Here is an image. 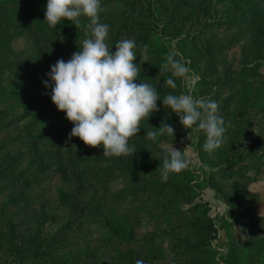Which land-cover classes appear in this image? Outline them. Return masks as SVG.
<instances>
[{"label": "rangeland", "instance_id": "obj_1", "mask_svg": "<svg viewBox=\"0 0 264 264\" xmlns=\"http://www.w3.org/2000/svg\"><path fill=\"white\" fill-rule=\"evenodd\" d=\"M44 1L47 4V0ZM125 1L101 0V7L121 10L125 8ZM135 1L140 2L142 10L132 13L128 21L134 20L155 34L154 41L164 48L162 56L165 59L152 69L150 62L141 63V50H138L134 63L140 70L134 82L149 84V80L155 79L160 95L173 91L177 96L185 94L217 102L219 114L225 121L226 142L209 154L203 148L205 134L195 126L184 128L176 113L163 105L169 114L158 122L157 129L162 122H167L175 130L174 137L165 135L153 142L145 138L146 134H137L129 140V146H134L136 151L142 149L155 160L162 161L171 146L185 153L189 161L187 169L193 175L191 184L197 193L194 201L205 202L209 207L208 215L213 222L209 244L215 251V262L226 264L225 257L234 248L233 254L240 255L238 264H264L257 250L258 244L264 242V60L257 57L264 54V42L256 33L247 31L245 25L228 27L224 22L213 21L211 18L227 15L224 4L217 0L183 5L174 14L176 20L168 22L166 27L158 21L161 8H157L160 5L155 0ZM171 1L163 4L167 7V16L171 13ZM46 4L44 11L36 12L28 21L26 0H0V173L3 174H0V246L8 222L15 225L17 233L28 235L39 230L41 239L46 240L54 234L61 237L62 225L73 215L60 204L57 193L72 189L78 192L79 198L99 202L103 211L126 216L134 226L133 239L114 238L97 244L88 252L87 264H121V257L133 264L138 260L143 264H162L161 259L174 260L171 240L167 236L156 237L151 242L143 239L157 229H168L165 221L155 219L158 209L149 206L150 199L137 190L141 181L138 173L144 164L138 170L116 169L104 184L97 182L92 172L81 181L74 177L64 179L55 170V164L40 171L57 149L48 146L47 138L42 135L46 124L56 126L54 112L57 109L53 102H47V88L43 82L49 79L47 74L51 70L49 52L41 30L36 27L37 20L45 19ZM130 12L126 10V14ZM103 20L100 15V22ZM86 25L81 27L83 35H86ZM181 39L206 54L212 68L198 57L191 60L182 51ZM81 41H62L63 52L59 59L68 61L79 50ZM188 48L184 47V50ZM173 52L177 53L174 58L189 68L187 78L173 77L171 70L162 69L166 56ZM9 64L16 66L6 70ZM31 67L33 73L29 71ZM251 67L257 72L247 82L258 97L263 98L261 106L247 103L246 89L250 87L246 84L228 86L215 82L239 70L250 71L248 68ZM211 70L213 74L205 73ZM169 78L174 79L175 88L166 84ZM2 88L9 92H3ZM58 140L55 144L63 147V139ZM92 165L98 167L94 162ZM211 171V178L204 179ZM237 195L240 196L238 202L235 201ZM2 223H5L4 228ZM98 225L97 221L88 220L82 227L90 228L92 236L98 237L94 230L100 228ZM240 228L246 233L239 232ZM244 234L248 236L247 240L241 239ZM26 264L31 263L27 261Z\"/></svg>", "mask_w": 264, "mask_h": 264}, {"label": "trees", "instance_id": "obj_2", "mask_svg": "<svg viewBox=\"0 0 264 264\" xmlns=\"http://www.w3.org/2000/svg\"><path fill=\"white\" fill-rule=\"evenodd\" d=\"M26 1L29 8V14L26 18L28 21L32 19L36 12L45 10L46 3L44 0ZM168 1H154L160 5L157 6V8H161L158 10L157 18L164 27H166L168 22L176 20L174 14H177L183 5L187 6V4L199 0H172L171 13L167 16V7L163 4ZM202 1L205 4L208 2L207 0ZM139 3V1L127 0L123 3L125 8L121 10L102 6L103 11L99 13V16L101 15L105 19L101 23L109 25L107 43L113 52L115 51V45L119 41L134 39L136 42L135 51L143 50L146 46L148 53L147 62L151 63L152 69H156L165 59L162 56L164 48L154 41L155 34L153 32L141 27L134 20L128 21L130 15L141 8ZM217 3L224 4V12L227 15L218 19L211 18L213 21L217 23L224 22L228 27L245 25L247 31L251 34L256 33L264 42V0H217ZM127 9L131 10V12L126 14ZM80 19L81 25L79 28L67 20L61 21L56 29H50L42 20L36 21V27L41 30L49 52V67L54 65L60 58L59 56L63 52L61 50L63 42L87 38L86 35L81 34V27L86 25L88 20L85 17ZM133 35L136 36L133 37ZM180 42V46L183 47L182 51L189 55L191 60L198 57L203 59L209 68H212L211 59L207 58L206 54L202 53L199 48H196L192 43L188 45L185 39H181ZM187 45L189 48L186 51L184 47H188ZM257 57L264 60V54ZM13 66L16 65L9 64L5 69L9 70ZM248 69L250 71L239 70L215 82L228 86H232L231 84L235 85V83L246 84V87H250L246 89L248 92L247 103L252 106H261L263 98L258 97V94L254 92V89L247 82L257 71L254 67ZM29 71L33 73L34 68H29ZM205 73L213 74L214 72L211 70ZM149 84L157 89L160 98L157 101L159 111L153 113L148 120L145 119L141 122V129L138 134L142 135L150 130H155L154 128L157 129L158 122L169 114V111H164L163 107V99L166 94L160 95L161 91L159 86L157 87L155 79L149 80ZM2 91L9 92L3 88ZM250 91H253V93ZM46 93L47 102L52 104L51 88H47ZM169 94L177 95L173 91ZM54 120L56 126L53 127L52 124H46V131H42V135L47 138L48 146H56L57 149L51 159L47 161L48 165L42 166L40 171H45L49 168V165L55 164V170L64 179L74 177L76 180L81 181L83 178L90 177L92 172L96 181L104 184L109 181L116 169L132 168L138 170L144 164L138 173L141 181L137 190L150 199L149 206L158 209L159 212L156 214L155 219L165 221L168 229H157L154 233L143 237V239L151 242L154 238L164 235L168 237V240H171L170 249L173 251L175 259H171L168 262L165 259H161L163 260L162 264H217L215 262V251L209 244V236L213 230V222L208 215L209 207L205 202L194 201L197 193L191 184L193 175L190 170L186 168L180 175L171 174L166 183L162 182L160 177L162 160H155L153 156L144 153L142 149L137 150L133 156H121L118 159L104 157L102 147L92 152V147L86 146L78 137H72L70 141L68 140L74 125L66 119L64 112L55 109ZM57 139H59L58 142L63 139V147L59 143L55 144ZM203 141L202 139L201 142ZM92 162L96 163L98 167L93 166ZM231 162L233 163V161ZM94 168H96L95 171L93 170ZM0 174L3 176L2 173ZM212 175V171L206 173L204 179L209 180ZM77 193L72 189L68 191L59 190L57 193L60 204L73 215L72 219L68 218L62 225L63 235L61 237L54 234L46 240L41 239L39 230H35L28 235L17 233L15 225L8 222L6 231L3 233V244L0 246L2 247L1 255H3L2 257L0 255V264H26L27 261H30L31 264H87L88 252L93 250L97 244L114 238H134L133 223L126 216L112 211L105 212L99 202L94 201L92 198H79ZM239 200L240 196L237 195L235 201L238 202ZM184 204H188V206L183 208ZM86 211L88 212L85 213ZM88 220L98 222V227L100 228L94 229L98 233V237L92 236L93 233L90 228L85 230L82 227L87 224ZM4 224H1L3 228ZM234 250V248L230 249L227 253L225 257L226 264H238L237 260L240 255L239 253L233 254ZM257 250L260 253L259 256L264 259L263 241L258 244ZM121 260V264H133L123 257H121Z\"/></svg>", "mask_w": 264, "mask_h": 264}, {"label": "clouds", "instance_id": "obj_3", "mask_svg": "<svg viewBox=\"0 0 264 264\" xmlns=\"http://www.w3.org/2000/svg\"><path fill=\"white\" fill-rule=\"evenodd\" d=\"M103 11L101 0H47L44 23L56 29L61 21L67 20L77 28L81 17L88 20L86 37L79 50L68 61L58 59L43 83L51 88V100L56 108L66 114L74 127L68 140L78 137L86 146L103 148L104 157L133 156L137 151L129 146V140L140 132L141 122L159 111L160 100L157 89L148 83H135L139 66L134 63L137 56L134 39H123L109 48L107 38L109 25L100 22ZM141 63L147 62V47L140 51ZM166 56L163 70H171L173 77L187 78L189 68L174 57ZM166 84L175 88L169 78ZM47 94V93H46ZM180 119L184 128L194 126L202 131L206 140L203 148L214 153L225 142V121L219 114L218 104L213 100L197 99L191 95L168 94L163 99ZM150 130L145 138L155 142L158 137L172 136L175 130L167 122L158 129ZM67 143V141H66ZM186 154L173 146L164 154L160 177L167 182L171 174H178L188 167ZM246 233L243 228L238 229ZM247 240L246 234L241 235ZM136 264H143L138 260Z\"/></svg>", "mask_w": 264, "mask_h": 264}]
</instances>
